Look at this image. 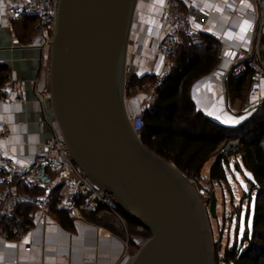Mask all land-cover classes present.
Returning <instances> with one entry per match:
<instances>
[{
    "label": "water",
    "instance_id": "water-1",
    "mask_svg": "<svg viewBox=\"0 0 264 264\" xmlns=\"http://www.w3.org/2000/svg\"><path fill=\"white\" fill-rule=\"evenodd\" d=\"M135 0H56L47 51L45 112L83 174L110 193L149 232L127 264H213L210 233L196 191L172 162L133 131L123 97V69ZM223 80L228 111L227 78ZM25 90L35 92L30 80ZM48 125V124H47ZM48 136L46 139H48ZM45 139V140H46ZM236 167V165H235ZM207 211L216 216L212 192Z\"/></svg>",
    "mask_w": 264,
    "mask_h": 264
},
{
    "label": "crops",
    "instance_id": "crops-1",
    "mask_svg": "<svg viewBox=\"0 0 264 264\" xmlns=\"http://www.w3.org/2000/svg\"><path fill=\"white\" fill-rule=\"evenodd\" d=\"M173 1L181 9L187 1L192 2L205 15V22L199 25V39L178 43L172 56V67L175 59L183 55L184 46L188 43L199 49L208 44L215 47L216 63L192 81L190 95L196 110L211 121L222 126H236L245 118L243 114L236 115L227 110L223 80L236 57L252 49L255 4L252 0ZM164 6L165 0H135L126 52V62L135 70V76L152 77L154 80L162 70L163 59L156 51L157 42L150 40L147 33L151 26L158 27L159 35L167 31L163 21ZM242 27L246 28L243 32ZM220 42L225 44L222 55L218 52ZM23 43L16 35L14 22L12 26L6 23L5 6L0 0V64L9 71V79L0 87L8 86L13 80L36 76V89L46 90L47 50L42 51L34 45L23 46ZM137 44L143 46L140 56L131 54ZM258 94L264 98V79L252 86L247 99L254 102ZM24 97L25 103L22 104L0 102V130L6 133V138L0 140V151L11 156L19 166L30 165L41 151V143L51 135L50 126L40 124L43 116L41 104L30 90H24ZM153 101L143 94L124 99L133 113ZM238 101V98L229 96V107L233 112H237ZM215 158L216 155H211L204 165H212ZM25 215L30 222H23ZM12 216L15 217V224L27 232L18 241L13 226L2 227L9 238L0 235V264H127L139 246L135 240L139 236L133 234V231L140 230L138 226L128 224L129 236L134 239L126 243V237L108 223L90 214L82 215L67 209L58 201L49 213L46 226L37 222L38 215L32 205L15 206ZM1 217L3 215L0 214Z\"/></svg>",
    "mask_w": 264,
    "mask_h": 264
},
{
    "label": "built area",
    "instance_id": "built-area-1",
    "mask_svg": "<svg viewBox=\"0 0 264 264\" xmlns=\"http://www.w3.org/2000/svg\"><path fill=\"white\" fill-rule=\"evenodd\" d=\"M256 6V20L253 27V46L248 52H241L233 62L230 75L237 77L247 69H252L251 89L261 79H264V0H252ZM5 6L6 23L12 26L15 20L23 17L33 18V34L23 43V46H36L42 51L47 50L51 40L55 19L56 0H2ZM163 21L167 31L159 35L157 26H151L147 36L156 40V51L163 59L160 74L151 85L152 99L156 98V88L170 73L172 56L179 42L183 40H196L201 36L199 25L205 22V15L190 1L184 8H178L173 0H165ZM16 42V40H15ZM142 44H137L131 54L140 56ZM225 44L219 43L218 52L224 53ZM133 67L125 62L123 69V97L124 99L133 91L134 87L129 80L135 75ZM36 100L41 104L43 116L40 124H48L51 135L41 143V151L28 166H19L14 159L0 151V214L12 216L15 206L28 204L35 207L37 222L43 226L48 224L47 218L51 211L53 193L56 191V200L63 207L76 210L80 214H90L100 221L108 223L115 231L126 237V243L134 238L129 236L128 223L121 212L115 198L95 184L83 174L81 167L72 159L55 122L49 121L45 114V100L49 98L48 90L36 89V79L30 80ZM24 80H13L8 86L0 87V102L25 103ZM258 94L255 101L262 99ZM254 102L248 99L244 107ZM131 128L137 134L143 127L141 111L131 114L127 112ZM6 138V133L0 130V140ZM241 148V139L231 137L225 139L218 147V152L226 158L238 155ZM180 174L191 185L195 178L189 177L180 171ZM139 227V226H138ZM140 228V227H139ZM141 229V228H140ZM13 231L16 240L21 241L27 232L15 224ZM0 235L9 238V234L0 224Z\"/></svg>",
    "mask_w": 264,
    "mask_h": 264
},
{
    "label": "trees",
    "instance_id": "trees-1",
    "mask_svg": "<svg viewBox=\"0 0 264 264\" xmlns=\"http://www.w3.org/2000/svg\"><path fill=\"white\" fill-rule=\"evenodd\" d=\"M34 22L29 17L14 21L15 32L18 29L20 34L23 33L18 36L21 41L24 35L33 30ZM184 48L183 55L175 59L170 73L156 88V98L152 104L141 110L143 127L139 133L140 140L147 148L172 162L179 171L197 180L204 163L211 155H216L208 172V179L213 182L225 179L223 161L227 163V158L218 152L219 145L227 138L239 137V155L249 173L247 180L251 187L250 194H254L251 223L250 226L245 224L241 237L236 236L220 255L217 251L216 259L224 264H264V100L236 126H222L211 121L196 110L190 86L194 79L216 63L217 50L211 44L199 49L188 43ZM252 74L253 70L247 69L237 77L229 75V96L244 100L251 89ZM8 79V68L0 64V85ZM146 80L151 82L153 78L134 75L129 84L133 87L141 86ZM236 166L238 168L239 164ZM56 201L55 191L51 209ZM121 212L128 224L138 226L122 209ZM15 222L14 216L0 218L4 229L14 226ZM23 222H30L26 215ZM133 234L143 238L150 236L145 229L133 231Z\"/></svg>",
    "mask_w": 264,
    "mask_h": 264
},
{
    "label": "rangeland",
    "instance_id": "rangeland-1",
    "mask_svg": "<svg viewBox=\"0 0 264 264\" xmlns=\"http://www.w3.org/2000/svg\"><path fill=\"white\" fill-rule=\"evenodd\" d=\"M22 34L23 33H19L17 36ZM32 34L33 30L29 34L24 35L22 39L23 42L25 43ZM152 84L153 80L151 82L146 80L141 86H136L127 98L135 96L136 94H143L148 100L150 99L153 101L151 92ZM250 91L251 89L249 92ZM247 97L244 98V100L239 99L236 105L237 112L245 108L244 103L247 101ZM251 113V111L244 112L242 116L243 118H246ZM237 163L239 164L238 168L237 166L235 167ZM210 166L211 165L209 163H206L202 167L200 177L198 180H195V183L191 184V187L196 191L198 199L200 200L205 212L207 219L206 222L210 233L213 264H224L217 261L216 253L219 250L218 252L220 255L225 246H230L236 236L237 238H240L245 224L250 226L254 194H250L251 187L247 180L249 173L244 168L242 158L239 154L228 156L227 163L223 161L225 179H222L221 181L212 182L208 179V168H210ZM212 192L215 193L216 198L215 218L210 217L207 211ZM145 239L146 238L141 236L135 238L136 242L139 244H141Z\"/></svg>",
    "mask_w": 264,
    "mask_h": 264
},
{
    "label": "snow or ice",
    "instance_id": "snow-or-ice-1",
    "mask_svg": "<svg viewBox=\"0 0 264 264\" xmlns=\"http://www.w3.org/2000/svg\"><path fill=\"white\" fill-rule=\"evenodd\" d=\"M245 25H247V22H245ZM245 30H246L245 27H242V28H241V31H242V32L245 31ZM241 39H243V37H241Z\"/></svg>",
    "mask_w": 264,
    "mask_h": 264
}]
</instances>
